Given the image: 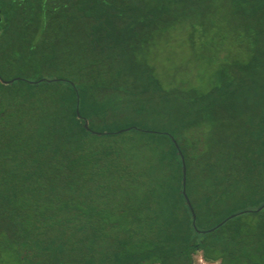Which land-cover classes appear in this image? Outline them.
I'll return each mask as SVG.
<instances>
[{"label": "trees", "instance_id": "trees-1", "mask_svg": "<svg viewBox=\"0 0 264 264\" xmlns=\"http://www.w3.org/2000/svg\"><path fill=\"white\" fill-rule=\"evenodd\" d=\"M0 10V264H264V0Z\"/></svg>", "mask_w": 264, "mask_h": 264}, {"label": "rangeland", "instance_id": "rangeland-1", "mask_svg": "<svg viewBox=\"0 0 264 264\" xmlns=\"http://www.w3.org/2000/svg\"><path fill=\"white\" fill-rule=\"evenodd\" d=\"M167 37H171L170 40L168 38L167 40L161 41L159 46L154 50L151 61L157 65L158 72L173 83L174 79L177 78L175 80L177 82L179 81V77H185L189 73L185 69L187 67L186 64L190 63L188 62L189 49L181 46L177 36L168 35ZM197 264L217 263L205 262L199 257Z\"/></svg>", "mask_w": 264, "mask_h": 264}, {"label": "water", "instance_id": "water-1", "mask_svg": "<svg viewBox=\"0 0 264 264\" xmlns=\"http://www.w3.org/2000/svg\"><path fill=\"white\" fill-rule=\"evenodd\" d=\"M0 13H1V10H0ZM0 20H1V16H0ZM2 79V78H1ZM4 82H12L13 79H10V80H6V79H2ZM77 103H79V99L77 101ZM76 112L79 116H81L80 114V111H79V108H78V104H77V108H76ZM84 126L87 128V129H90L89 127V124H88V120L85 118V123H84ZM130 127L128 128H124V129H121L120 131H123V130H126V129H129ZM96 133H100V132H96ZM179 152L181 153L180 149H179ZM182 172H183V175H182V193L186 199V203L188 204L191 212H192V217H193V224H195V221H196V214H195V211H194V208L191 204V201L186 193V165H185V161H184V157L182 155ZM264 207V204H262L260 207H258L255 211H258L260 209H262ZM242 212V211H241ZM241 212H238V213H233L231 215H229L225 220H223L222 222H220L217 226H220L222 223H224L227 219L231 218V217H234L235 215L241 213ZM215 228V227H214ZM213 229V228H212Z\"/></svg>", "mask_w": 264, "mask_h": 264}]
</instances>
